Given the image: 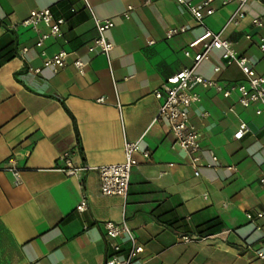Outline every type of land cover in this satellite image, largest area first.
<instances>
[{
	"label": "crops",
	"instance_id": "obj_1",
	"mask_svg": "<svg viewBox=\"0 0 264 264\" xmlns=\"http://www.w3.org/2000/svg\"><path fill=\"white\" fill-rule=\"evenodd\" d=\"M185 1L199 6L204 0ZM87 2L98 19L114 23L106 33L114 46L109 60L88 52L97 34L82 0H0V163L12 156L21 171L17 180L0 172V264H103L102 224L122 221L143 245L145 264H258L254 252L264 251V218L255 219L264 212V115L242 109L236 95L224 99L193 86L201 97L189 108L200 134L198 177L166 126L153 123L160 105L154 92L191 66L183 55L188 44L206 30L218 32L236 2L214 0V14L203 26L172 0ZM45 8L65 20L61 38L38 47L31 30H11ZM244 9L242 24L223 38L263 75L258 38L264 37V0H248ZM253 18L263 28H254ZM177 27L186 32L166 40L165 32ZM60 51L70 54L66 67L52 74L39 54ZM75 59L87 63L83 74L72 66ZM221 65L220 52L212 50L196 72L225 87L244 81L237 67ZM215 66L221 67L217 74ZM240 123L249 132L234 140ZM124 141H139L150 158L136 156L125 200L101 196L96 169L121 163ZM65 152L75 166L89 168L80 181L56 170ZM82 198L87 210L79 214ZM181 237L197 239L184 244Z\"/></svg>",
	"mask_w": 264,
	"mask_h": 264
},
{
	"label": "built area",
	"instance_id": "obj_2",
	"mask_svg": "<svg viewBox=\"0 0 264 264\" xmlns=\"http://www.w3.org/2000/svg\"><path fill=\"white\" fill-rule=\"evenodd\" d=\"M172 1L185 8L200 26H203L205 18L214 14V10L211 8L214 0H204L199 6H192L185 0ZM247 1L221 0V6H226L231 2H236L237 4L234 11L225 20L222 28L216 33L206 30L200 38L188 44L183 55L185 58L191 59V66L167 78L160 88L154 92V98L160 101V105L153 123H163L166 126L175 144L187 158L188 166L192 170L194 177L199 176V169L202 167V163L200 134L189 116V108L201 102V97L197 92L193 91V86H198L203 90H214L216 93L221 94L224 99H229L232 95H236L237 104L242 109L253 108L256 116L264 115V74L257 75L254 71V62L240 56L234 44L223 38V35L227 31L236 29L242 24ZM82 3L83 10L88 12L97 34L88 46V52L101 55L109 60V55L114 46L107 40L106 33L114 27V23L111 19H98L87 0H82ZM144 5H149V2L146 1ZM131 10L132 7L128 6L121 16L124 19H128ZM64 24L65 20L63 18L54 17L50 8H45L29 12L28 16L18 25L12 26L11 30L16 31L17 27L31 30L37 34L36 46L40 47L48 39L61 38L63 35L61 29ZM251 25L256 29L263 28V23L259 18H253ZM41 28L46 29V31L40 33ZM185 32V27L169 29L165 32V39L170 40ZM245 40L250 41L251 36L246 35ZM148 44H151V42ZM197 47H201V51L191 56V51ZM258 48L264 56V37L258 38ZM212 50L220 52L221 67H237L243 74L244 81L225 87L199 75L196 72L198 66L202 62L208 61ZM25 52L27 50L23 49L22 53ZM39 55L44 58L42 63L43 68L49 69L52 74H57L66 67L67 58L70 54L66 51H60L49 58L45 57L44 52H40ZM86 65L87 63L82 62L80 59H75L72 62V66L78 74H83ZM221 67L215 66L213 73H219ZM96 102L103 103V99L99 98ZM117 108L119 111V105ZM228 111L232 112V109ZM248 132L247 126L244 123H240L232 137L234 140H240ZM122 152L123 160L121 163L101 166L96 169L101 196L121 197L125 200L128 195L131 171L137 165L136 156H140L145 161L150 158V154L142 149L139 141H124ZM209 156L213 163L216 162V157L211 152H209ZM56 163L57 171L67 178H75L79 181L89 171V168L85 165L75 166L70 159V152L60 155ZM0 172L10 174L15 180L18 179L21 173L12 156L0 163ZM260 185L264 186V180H260ZM86 210L87 201L85 198H82L75 207V211L82 214ZM246 218L250 221L254 220L250 215H246ZM262 218H264V212L257 214L255 217L258 220ZM102 228L107 242V254L103 264H145V260L142 258L144 247L137 241L133 231L124 221L120 223L104 222ZM256 230L260 229L256 228ZM196 239L193 237L180 238L184 244H188ZM254 258L258 264H264V251L254 252Z\"/></svg>",
	"mask_w": 264,
	"mask_h": 264
}]
</instances>
